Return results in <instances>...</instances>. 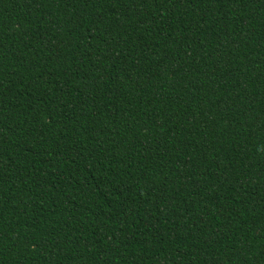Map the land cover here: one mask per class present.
Returning <instances> with one entry per match:
<instances>
[{
  "label": "trees",
  "instance_id": "16d2710c",
  "mask_svg": "<svg viewBox=\"0 0 264 264\" xmlns=\"http://www.w3.org/2000/svg\"><path fill=\"white\" fill-rule=\"evenodd\" d=\"M0 264H264V0H0Z\"/></svg>",
  "mask_w": 264,
  "mask_h": 264
}]
</instances>
